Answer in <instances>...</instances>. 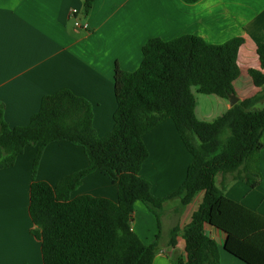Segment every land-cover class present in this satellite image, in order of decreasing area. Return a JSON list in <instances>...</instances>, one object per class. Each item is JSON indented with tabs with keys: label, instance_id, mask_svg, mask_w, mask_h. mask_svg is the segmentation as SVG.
<instances>
[{
	"label": "trees",
	"instance_id": "16d2710c",
	"mask_svg": "<svg viewBox=\"0 0 264 264\" xmlns=\"http://www.w3.org/2000/svg\"><path fill=\"white\" fill-rule=\"evenodd\" d=\"M194 4L200 0H183ZM95 0H84L89 16ZM245 39L222 45L184 35L171 41L150 39L134 72L115 68L117 109L114 127L105 137L94 129L89 101L63 89L46 95L28 125L10 128L0 104V170L12 168L27 147L37 148L32 167L29 213L31 234L41 243L43 264H153L157 244L145 245L132 229L135 204L142 202L161 227L164 203L181 198L185 208L204 196L183 231L184 254L174 264H221L218 243L207 227L225 235V251L245 264H264V217L231 200L216 177L230 175L255 188L262 184L259 156L264 149V44L257 45L260 70L250 77L261 92L239 101L223 116L207 122L196 115V96L229 100L240 77L238 54ZM171 119L193 160L182 186L165 198L152 194L140 173L149 151L144 136ZM80 146L87 168L66 176L56 186L37 181L45 148L56 142ZM101 172L117 185L116 202L91 195L72 199L84 179ZM180 229L170 231L175 248ZM159 239V236H158Z\"/></svg>",
	"mask_w": 264,
	"mask_h": 264
},
{
	"label": "crops",
	"instance_id": "0c3cea01",
	"mask_svg": "<svg viewBox=\"0 0 264 264\" xmlns=\"http://www.w3.org/2000/svg\"><path fill=\"white\" fill-rule=\"evenodd\" d=\"M73 10L77 11L75 17L71 16ZM75 18L88 29L76 27ZM184 35L199 36L214 45L244 38L238 54L241 74L234 82L235 95L242 101L261 92L249 71L261 69L257 45L264 44V0H200L194 4L183 0H95L87 17L84 0H0V104L4 120L10 128L26 126L39 111L44 96L69 89L90 102L94 129L99 137H105L114 127L117 109L116 65L134 72L150 39L171 41ZM196 94V115L202 121L217 119L231 108L229 100L216 95L201 94L200 105ZM262 108L264 101L257 106ZM144 143L149 158L140 175L150 182L155 197L165 198L182 186L193 157L171 119L148 132ZM36 153L37 148L27 147L12 168L0 170V264H43L41 243L31 234L29 213ZM259 164L263 180L258 187L233 181L230 175H218L216 184L224 188L228 198L264 217V149ZM88 165L82 147L64 141L52 143L44 150L36 180L56 186ZM82 195L116 202L118 189L97 171L87 176L71 197ZM203 196L200 192L185 208L181 198L165 202L161 227L145 204H135L134 233L145 245L158 243L153 264H174L185 256L183 231ZM175 227L180 231L173 248L170 231ZM206 231L220 247L221 264H245L225 251L221 231L213 227Z\"/></svg>",
	"mask_w": 264,
	"mask_h": 264
},
{
	"label": "built area",
	"instance_id": "2783aa9c",
	"mask_svg": "<svg viewBox=\"0 0 264 264\" xmlns=\"http://www.w3.org/2000/svg\"><path fill=\"white\" fill-rule=\"evenodd\" d=\"M77 14V11L76 10H73L72 13H71V16L72 17H75V15ZM75 26L78 27V28H83V29H88V25H81V23L75 18Z\"/></svg>",
	"mask_w": 264,
	"mask_h": 264
},
{
	"label": "water",
	"instance_id": "95a60500",
	"mask_svg": "<svg viewBox=\"0 0 264 264\" xmlns=\"http://www.w3.org/2000/svg\"><path fill=\"white\" fill-rule=\"evenodd\" d=\"M229 101H230V106L233 107L235 106L238 102H239V99L238 97L234 94V95H231L229 97Z\"/></svg>",
	"mask_w": 264,
	"mask_h": 264
},
{
	"label": "rangeland",
	"instance_id": "374dc122",
	"mask_svg": "<svg viewBox=\"0 0 264 264\" xmlns=\"http://www.w3.org/2000/svg\"><path fill=\"white\" fill-rule=\"evenodd\" d=\"M194 92H195V90H194ZM195 94H196V93H195ZM196 95L199 96V97H198V101H199V103H200V105H201V104H202V100H201V99L203 98L204 95H203L202 97L200 96L201 94H198V93H197ZM205 105H206V104H203V107H205ZM215 119H216V118H215ZM215 119H213V120H215ZM213 120H210V121H213Z\"/></svg>",
	"mask_w": 264,
	"mask_h": 264
}]
</instances>
